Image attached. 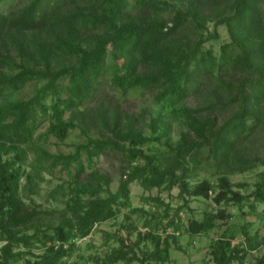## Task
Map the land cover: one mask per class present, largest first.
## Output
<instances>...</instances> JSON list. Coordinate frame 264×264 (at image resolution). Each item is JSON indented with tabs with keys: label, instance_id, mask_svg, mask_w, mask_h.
Here are the masks:
<instances>
[{
	"label": "trees",
	"instance_id": "trees-1",
	"mask_svg": "<svg viewBox=\"0 0 264 264\" xmlns=\"http://www.w3.org/2000/svg\"><path fill=\"white\" fill-rule=\"evenodd\" d=\"M263 9L264 0H0V264H88L73 259L77 240L124 208L128 235L104 231L105 244L119 245L91 255L94 264H167L179 234L215 229V264H246L264 244L246 219L264 203V168L249 193L230 176L264 167V155L243 145L264 129ZM220 26L230 41L218 53ZM30 82L37 83L33 94L15 98ZM108 88L119 100L151 93L157 109L129 113ZM195 94L196 106L188 103ZM174 119L185 126L176 141ZM77 128L85 140L73 151L42 145L52 137L64 142ZM109 153L123 162L116 189L112 175L95 167ZM55 169L67 177L50 197L65 204L48 212L33 195L42 172ZM199 170L216 179L196 181ZM134 182L145 190L178 187L183 205L149 195L142 199L153 211L132 207ZM189 196L250 210L234 216L220 207L202 218L190 213L185 223ZM46 214L57 221H44ZM146 241L151 248L140 247Z\"/></svg>",
	"mask_w": 264,
	"mask_h": 264
},
{
	"label": "rangeland",
	"instance_id": "rangeland-1",
	"mask_svg": "<svg viewBox=\"0 0 264 264\" xmlns=\"http://www.w3.org/2000/svg\"><path fill=\"white\" fill-rule=\"evenodd\" d=\"M28 0H14L15 5H21L27 2ZM264 11V9H263ZM220 38L213 42L216 51L220 50V46L230 41L229 34L225 26L219 27ZM219 53V52H218ZM37 86L36 82H30L24 87L22 90L14 94L15 98H28L31 96ZM108 90V91H107ZM105 92L108 95V98L114 102L120 101L122 103L123 108L127 109L129 113L139 115L140 110L142 108H148L149 111L153 112L157 109V106L153 103V95L151 93H141V92H134L129 94L127 97L122 98L119 100V95L109 88ZM201 100V95L195 94L190 99H188V103L191 105H199ZM69 113H67V116ZM147 121H149V115H147ZM173 128H172V137L176 141L182 130L185 129V126L179 119L172 120ZM44 127L41 128V131L44 130ZM148 130V128L146 127ZM84 135L81 134L80 129H74L64 142H59L55 138H51L48 143H42L45 145L51 152H70L73 151L74 147L72 146L74 142H82L84 141ZM243 145L247 147V152L249 154H260L264 155V129H258L255 135L247 138ZM32 158V157H31ZM30 158V159H31ZM123 162L121 161V154L117 153H109L103 154L99 158L95 160V167H97L102 172H109L112 175V188L116 189L118 186L119 178H120V169ZM264 167L262 165L256 166L252 170L245 171L243 173H234L231 174V179L235 182H242L245 183V186H236L235 188L241 191L242 193H249L255 188V181L259 178V172ZM44 176V181H41L40 187L38 188L37 194L33 195V198L37 203L43 205V209L46 211L51 212L52 210L58 207H64L65 202L61 196H58V199H53L50 197L51 190L62 181V178H66L67 174L64 171H60L58 169L54 170V173H50L48 171L42 172ZM216 179L214 175H212L208 171H201L197 172V180L199 181L204 178ZM179 188L174 187L171 190L168 189H157L154 188L152 190H145L139 183L134 182L131 184V197H132V207H145L146 209L154 210L153 205L151 202H144L142 197L149 196V195H160L161 198L165 201V203H169L171 207L178 208L183 205L184 199H182L179 195ZM189 207L190 208H182L181 216L183 217V221L185 223L188 222V217L191 214H195V217L202 218L205 214L206 210L215 211L221 207H226L227 211H230L234 216L237 214H241L243 211L248 212L250 209L248 206H244L241 208L239 205L236 204H217L211 198H202V197H190L189 196ZM26 201L31 203V199L26 197ZM193 210V211H191ZM129 212L128 208H124L123 211L119 214L116 219L107 221L98 225L93 233L89 235L87 238L77 240L79 244L78 253L81 257L77 254L74 255L75 259H80L81 262H85L88 264H94L91 261V255H94L99 251L101 254H105L110 247H116L119 245L117 241L112 239L110 245L105 244L104 240V231L110 232L115 234L117 231L119 235H128V229L126 224L128 222L125 219V215ZM54 217L53 220L57 221L56 214H46L44 216V221ZM247 220L253 222V227L251 231L254 233L258 231L262 236H264V203H258L257 212L255 214H247ZM133 218L135 222L140 226L141 230H145L143 226V219L144 216L140 213L133 214ZM115 221H117L115 223ZM218 222H222V220H218ZM121 224H124V226ZM224 229V227L222 228ZM220 229L212 230L207 234H200V235H191L187 232H182L179 234L177 238V242H173L171 246V261L167 264H215L210 254V243L218 236L221 231ZM179 232H177L178 234ZM137 239V234L131 236V240L135 241ZM1 245V242H0ZM93 245V246H90ZM147 245L149 248L152 247V244L149 241L145 243L142 242V248ZM179 245V247H178ZM264 256V244L257 250L251 252L248 256V261L246 264H256L257 257ZM21 262H19L20 264ZM137 262H135L136 264ZM124 264V263H122Z\"/></svg>",
	"mask_w": 264,
	"mask_h": 264
}]
</instances>
